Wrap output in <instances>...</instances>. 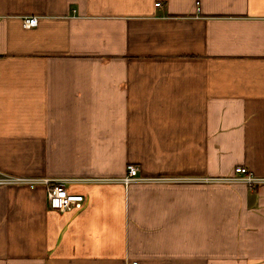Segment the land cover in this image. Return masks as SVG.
Returning a JSON list of instances; mask_svg holds the SVG:
<instances>
[{"label":"crops","instance_id":"obj_1","mask_svg":"<svg viewBox=\"0 0 264 264\" xmlns=\"http://www.w3.org/2000/svg\"><path fill=\"white\" fill-rule=\"evenodd\" d=\"M238 165L264 177V0H0V172L85 197L0 185V264H264Z\"/></svg>","mask_w":264,"mask_h":264},{"label":"built area","instance_id":"obj_2","mask_svg":"<svg viewBox=\"0 0 264 264\" xmlns=\"http://www.w3.org/2000/svg\"><path fill=\"white\" fill-rule=\"evenodd\" d=\"M160 5V2L157 3ZM39 22L38 16H29L24 19V26L27 28L37 26ZM126 184L133 181L146 180L139 175V167L134 164L127 166V175L121 178ZM220 180L228 182H242L249 186L264 183V177L255 175L247 166L238 165L235 167L234 174ZM82 181L77 178H51V177H26L15 176L0 172V185H29L34 187L39 184L47 186V196L50 207L59 210L71 209L72 207H80L85 201V197L81 193L71 192L69 185L71 183ZM127 264H140L138 260L129 261Z\"/></svg>","mask_w":264,"mask_h":264}]
</instances>
